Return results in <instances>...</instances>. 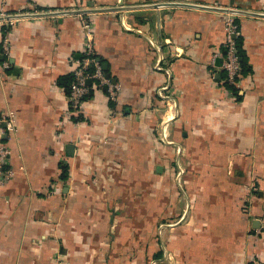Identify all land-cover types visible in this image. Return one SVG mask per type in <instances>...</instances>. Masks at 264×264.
<instances>
[{
    "label": "crops",
    "instance_id": "1",
    "mask_svg": "<svg viewBox=\"0 0 264 264\" xmlns=\"http://www.w3.org/2000/svg\"><path fill=\"white\" fill-rule=\"evenodd\" d=\"M166 2L197 7L153 6ZM119 6L6 25L0 264H264V0H0L12 14ZM201 6L256 14L231 13L251 67L237 95L215 56L229 13ZM84 21L117 94L92 83L75 120Z\"/></svg>",
    "mask_w": 264,
    "mask_h": 264
},
{
    "label": "built area",
    "instance_id": "2",
    "mask_svg": "<svg viewBox=\"0 0 264 264\" xmlns=\"http://www.w3.org/2000/svg\"><path fill=\"white\" fill-rule=\"evenodd\" d=\"M16 13L18 14L20 12ZM11 14L12 13L1 11L0 17ZM17 20L18 19H3L0 21V26L2 24L12 26ZM83 25L86 31V43L83 49L85 56L74 59V68L72 70L73 80L70 83L67 96L69 113L75 120H78L81 117L86 98L93 87L92 83H94L95 87L98 89L105 86L110 99H114L117 94L116 84L111 82L110 78L105 77L102 66L97 60L90 57L93 50V45L89 36L91 25L86 21H84ZM240 34L239 25L235 22L233 15L229 13L224 21L223 45L225 49L222 52L219 51L215 53V56L221 59L220 68L224 71V81L233 86H237L241 78L239 57L237 55L235 44V38ZM0 50L3 54H7L9 52V39L7 33L1 40ZM215 56L212 58V62H214ZM89 65H92V69L90 71L87 70ZM3 66L9 67L8 61H4ZM88 81L90 82L89 84L87 83ZM13 130L14 122L12 117L0 113V185L6 184L7 181L14 175L13 170L5 164L6 157L9 154V148L3 140L4 134Z\"/></svg>",
    "mask_w": 264,
    "mask_h": 264
},
{
    "label": "water",
    "instance_id": "3",
    "mask_svg": "<svg viewBox=\"0 0 264 264\" xmlns=\"http://www.w3.org/2000/svg\"><path fill=\"white\" fill-rule=\"evenodd\" d=\"M160 5H186V6H192V7H197V5L193 4H187V3H176V2H166V3H157L153 4V6H160ZM209 9H214V10H219V11H224L228 13H238V14H254V12H247V11H242L234 8H223L219 6H201ZM123 9L122 6L119 7H110V8H93V9H72V10H61V11H46V12H33V13H28V14H11V15H6L4 17H0L1 20H7V19H19L22 17H33V16H49V15H58V14H64V13H73V14H84L88 12H97V11H108V10H120ZM220 64H221V59H219ZM102 69L105 71V77L109 78V73L106 71L107 70V65L102 64ZM114 80H112L113 82ZM88 84L90 83L89 81L87 82ZM114 83V82H113ZM4 125V124H3Z\"/></svg>",
    "mask_w": 264,
    "mask_h": 264
},
{
    "label": "trees",
    "instance_id": "4",
    "mask_svg": "<svg viewBox=\"0 0 264 264\" xmlns=\"http://www.w3.org/2000/svg\"><path fill=\"white\" fill-rule=\"evenodd\" d=\"M1 28L2 30H6V25L5 24H2L1 25ZM8 32L7 31H4V35ZM3 35V36H4ZM235 44H236V49H237V55L239 57V64H240V72H241V75H246L249 71H251V67L249 66L248 64V61H247V57H246V54H245V50L243 48V40H242V37L241 35L237 36L235 38ZM225 49V47H224ZM84 55V51H82L79 55L75 56L74 59H77V58H82ZM91 58H94L95 60L98 61V63L102 66L103 64V60L95 53L94 49L92 50V54L90 56ZM92 69V65H89V67L87 68L88 71H90ZM105 73V71H104ZM73 80V74L71 73V80L69 82V86H70V83L72 82ZM236 95H237V89L232 86V85H229L227 84V82H224ZM103 87H101L102 89ZM91 92L89 93V95L87 96V98L90 96ZM80 119V118H79ZM61 177L64 179L66 177V168L63 167L62 170H61Z\"/></svg>",
    "mask_w": 264,
    "mask_h": 264
}]
</instances>
